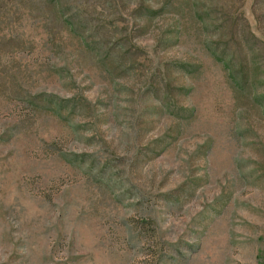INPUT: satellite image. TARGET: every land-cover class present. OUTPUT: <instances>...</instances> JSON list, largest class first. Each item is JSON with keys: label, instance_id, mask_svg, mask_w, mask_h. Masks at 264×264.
<instances>
[{"label": "rangeland", "instance_id": "obj_1", "mask_svg": "<svg viewBox=\"0 0 264 264\" xmlns=\"http://www.w3.org/2000/svg\"><path fill=\"white\" fill-rule=\"evenodd\" d=\"M0 264H264V0H0Z\"/></svg>", "mask_w": 264, "mask_h": 264}]
</instances>
